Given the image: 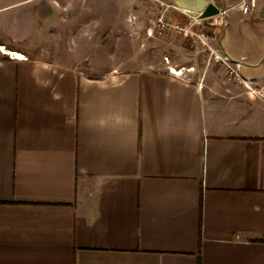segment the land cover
I'll list each match as a JSON object with an SVG mask.
<instances>
[{"label":"crops","instance_id":"1","mask_svg":"<svg viewBox=\"0 0 264 264\" xmlns=\"http://www.w3.org/2000/svg\"><path fill=\"white\" fill-rule=\"evenodd\" d=\"M240 1L212 0L206 28L252 90L209 58L82 75L83 36L29 50L58 0H0V47L24 57L0 54V264H264V0Z\"/></svg>","mask_w":264,"mask_h":264},{"label":"rangeland","instance_id":"2","mask_svg":"<svg viewBox=\"0 0 264 264\" xmlns=\"http://www.w3.org/2000/svg\"><path fill=\"white\" fill-rule=\"evenodd\" d=\"M58 1L61 7H57L54 16L57 30L45 32L44 43L29 49L34 56L53 59L58 53L69 50L74 42L78 44L83 36L81 53L84 60L71 65L85 76L101 71L108 73L113 69H155L166 66V58L171 67L183 69V74L192 68L203 69L206 66L209 54L200 44L172 30H163L161 33L155 30L152 36L147 34L158 23L187 22L188 14L174 7L171 0ZM63 6L67 10L61 9ZM97 7L100 14L95 12ZM0 51L1 56L6 54L1 47Z\"/></svg>","mask_w":264,"mask_h":264},{"label":"built area","instance_id":"3","mask_svg":"<svg viewBox=\"0 0 264 264\" xmlns=\"http://www.w3.org/2000/svg\"><path fill=\"white\" fill-rule=\"evenodd\" d=\"M237 8L242 14H248L252 11L253 7L249 4L248 0H241L239 3L232 7ZM187 22L184 24H156L154 27L147 31L149 36H152L156 31L161 33L163 30H172L182 37L188 38L193 42L200 44L203 50L208 52L209 59L218 62L223 66L226 76L229 79L235 80L242 84L248 90H252L253 80L244 78L241 74V61L232 60L228 55L222 52L218 45V35L215 31H209L206 26H224L227 10L219 9V13L209 18H201L199 16H192L188 13ZM24 58V57H23ZM167 70L169 74L175 77H184L183 69H175L169 65L167 58L165 59ZM193 70V68L191 69Z\"/></svg>","mask_w":264,"mask_h":264},{"label":"water","instance_id":"4","mask_svg":"<svg viewBox=\"0 0 264 264\" xmlns=\"http://www.w3.org/2000/svg\"><path fill=\"white\" fill-rule=\"evenodd\" d=\"M174 7L186 11L192 16L209 18L219 13L212 0H172Z\"/></svg>","mask_w":264,"mask_h":264},{"label":"bare ground","instance_id":"5","mask_svg":"<svg viewBox=\"0 0 264 264\" xmlns=\"http://www.w3.org/2000/svg\"><path fill=\"white\" fill-rule=\"evenodd\" d=\"M1 50L5 52L6 54L11 55L12 58L21 59V60L23 59V56L18 52L7 51L6 49L2 47H1Z\"/></svg>","mask_w":264,"mask_h":264}]
</instances>
